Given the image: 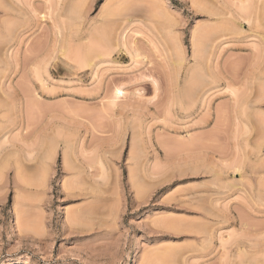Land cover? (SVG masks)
<instances>
[{
	"label": "rangeland",
	"instance_id": "rangeland-1",
	"mask_svg": "<svg viewBox=\"0 0 264 264\" xmlns=\"http://www.w3.org/2000/svg\"><path fill=\"white\" fill-rule=\"evenodd\" d=\"M0 146V264H264V0H0Z\"/></svg>",
	"mask_w": 264,
	"mask_h": 264
},
{
	"label": "bare ground",
	"instance_id": "bare-ground-1",
	"mask_svg": "<svg viewBox=\"0 0 264 264\" xmlns=\"http://www.w3.org/2000/svg\"><path fill=\"white\" fill-rule=\"evenodd\" d=\"M72 2H73V1H72ZM76 2H77V1H76ZM78 3H79V2H78ZM73 4H74V3H73ZM75 4H76V3H75ZM71 7H72V6H71ZM79 7H80V6H79ZM76 9H77V8H76ZM78 10H79V8H78ZM69 12H70V9H69ZM207 12H208V11H207ZM208 14H209V15H208L209 19H211V20H212V19H213V20L215 19V20H214L215 22H216V21H221V22L226 21V20H222V19L220 20V19H219V16H220V15H219V14H220L219 12H216V11H214V12H210V11H209ZM70 15H71V14H70ZM220 18H221V17H220ZM223 19H226V18H223ZM214 21H213V22H214ZM224 23H225L226 25L229 24V23H227V22H224ZM224 23L217 22V26H218V27L215 26V25H214V26L212 25V28H209V29H210V31H211V30H213V28H214V30L212 31V32H214V31L216 30V28H220L219 24H222L224 27H223V26H221V27L224 28L223 30H225V28H227V27H226V25H224ZM227 29H228V28H227ZM218 30H219V29H218ZM218 30H217V31H218ZM221 30H222V29H221ZM210 31H209V32H210ZM195 32H196V34H198V33H197L198 31H195ZM195 32H193V35H192V38H194V41H192V42H193V43H192L193 46L197 43V41H199V40H197V39L195 38V36H196ZM209 32L204 31V33H209ZM199 33H200V32H199ZM214 33H215V32H214ZM201 34H203V33H201ZM205 35H206V34H205ZM212 35H213V33H212ZM202 36H203V35H202ZM207 36H208V34H207ZM209 36H211V34H210ZM196 37H197V36H196ZM203 37H205V36H203ZM197 38H198V37H197ZM199 38H200V37H199ZM195 40H196V41H195ZM201 40H203V38H201ZM200 42H201V41H200ZM202 44H203V43L200 44L201 46L198 45V48H199V47H202ZM195 47H197V46H195ZM193 48H194V47H193ZM204 48H206V47H204ZM180 49H181V48H180ZM193 50H194V49H193ZM179 51H181V50H179ZM194 51H195V50H194ZM199 51H200V50H199ZM195 52H196V51H195ZM135 55H136V54H135ZM194 55H195V53H194ZM181 58H182V57H181ZM178 59H180V58H178ZM178 59H177V60H178ZM181 60H182V59H181ZM181 60H179V61L181 62ZM177 62H178V61H177ZM176 64H177V63H176ZM178 64H179V63H178ZM217 75L222 76L221 71H218ZM217 77H218V76H217ZM117 92L119 93V92H121V90L118 89ZM0 147H1V146H0ZM1 151H2V150H1V148H0V173L2 174V173H3V169L6 168L7 165L9 166L10 161H9L8 158H6V156H3L4 154L1 153ZM14 151H15V150H14ZM10 152H11V151H10ZM15 152H16V151H15ZM2 154H3V155H2ZM7 154H8V153H7ZM7 154H6V155H7ZM14 155H15V154H14ZM9 156H10V155H9ZM9 156H8V157H9ZM13 157H14V156H13ZM63 157H64V156H63ZM67 158H68V157H67ZM16 159L18 160V158H16ZM63 159H64V158H63ZM65 159H66V158H65ZM65 159H64V162H63L64 164L68 161V160L66 159L67 161L65 162ZM12 160L14 161L15 159H12ZM15 161H16V160H15ZM15 163H18V162H15ZM11 164H12V163H11ZM11 164H10V165H11ZM68 164H70V162H68ZM14 165H15V164H14ZM65 165H66V164H65ZM17 166H18V165H17ZM9 167H10V166H9ZM19 167H20V166H19ZM16 168H17V167H16ZM239 168H240V167H239ZM236 170H237V168H236ZM16 172H17V171H16ZM2 175H3V174H2ZM0 178H1V177H0Z\"/></svg>",
	"mask_w": 264,
	"mask_h": 264
}]
</instances>
